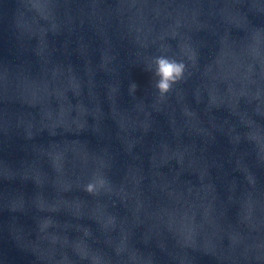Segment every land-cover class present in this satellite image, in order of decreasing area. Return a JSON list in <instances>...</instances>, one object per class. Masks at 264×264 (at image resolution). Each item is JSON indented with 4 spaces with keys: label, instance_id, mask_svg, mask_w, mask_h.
Wrapping results in <instances>:
<instances>
[{
    "label": "water",
    "instance_id": "water-1",
    "mask_svg": "<svg viewBox=\"0 0 264 264\" xmlns=\"http://www.w3.org/2000/svg\"><path fill=\"white\" fill-rule=\"evenodd\" d=\"M0 264H264V0H0Z\"/></svg>",
    "mask_w": 264,
    "mask_h": 264
},
{
    "label": "clouds",
    "instance_id": "clouds-1",
    "mask_svg": "<svg viewBox=\"0 0 264 264\" xmlns=\"http://www.w3.org/2000/svg\"><path fill=\"white\" fill-rule=\"evenodd\" d=\"M155 65L154 75L158 78L155 87L161 96L166 94L172 85L181 79L184 73L183 63L161 55L153 59ZM138 85L135 82H131L128 86L130 94H135ZM94 189L93 184L87 186V191L91 192Z\"/></svg>",
    "mask_w": 264,
    "mask_h": 264
}]
</instances>
